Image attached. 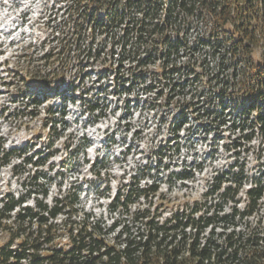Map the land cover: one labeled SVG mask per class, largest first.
Instances as JSON below:
<instances>
[{"label":"trees","instance_id":"16d2710c","mask_svg":"<svg viewBox=\"0 0 264 264\" xmlns=\"http://www.w3.org/2000/svg\"><path fill=\"white\" fill-rule=\"evenodd\" d=\"M62 2L64 22L52 28L50 48L39 57V60L54 59L48 75L27 70L22 77L26 86L20 92L30 99L29 104L37 107L41 97L53 93L64 103L91 95L82 85L84 76L66 83L64 71H55L64 70L65 64L61 65L60 60L70 53L68 45L74 42L73 51L83 55L87 67L92 65L89 59L98 62L102 58L108 62V56L116 58L107 69L109 73H98L94 80L93 84L100 87L93 94L98 100L99 94L105 92L101 90L104 88L101 81L114 74L111 86L114 96L127 98L137 91L136 108L143 100L140 95H148L143 101L153 98L150 110L160 104L170 108V112L177 107V111L170 123L171 136L155 151L152 156L155 160L139 166L117 183L116 193L108 204L110 223L85 211L80 200L81 187L69 183L63 190L67 178L64 171L73 167L74 158L62 160L63 170H56L55 163L50 162L58 152L52 149L51 138L62 136L66 127L63 121L60 132L57 123L50 122L48 142L35 152L6 149L5 140L0 137V167L16 158L19 164L14 165V173L19 165L35 168L31 184L22 182L17 195L1 193L0 229L9 237L0 246V264H264V224L258 216L259 212L264 213V172L245 175L244 163H238L242 153L248 156L252 152V142L258 136L261 138L258 146L264 144V0ZM193 23L209 26L220 37L190 43L181 29H190ZM65 31L73 38L61 48ZM108 39L116 42L111 44ZM25 52L28 54V50ZM196 55L204 56V67L213 75L214 82L223 81L228 70L231 79H240L238 86L231 89L232 96L238 95L237 100L229 98L225 102V94L219 96L220 109L204 111L196 107L203 96L192 89L191 79L202 77L198 72L192 77ZM21 57L26 56H16ZM70 60L66 57L67 62ZM55 64L59 65L54 68ZM125 102L129 110L130 99ZM191 116L204 124L198 130L203 141L212 132L217 141L227 139L223 146L234 154L236 166L217 171L201 200L187 201L167 212L175 200L170 192L168 195L160 191L161 185L167 184L172 191L177 182L186 185L185 181L193 180L194 171L203 168L202 158L200 162L193 160L187 164L184 157L178 172L169 171L167 164L181 156L178 132L182 128L188 130L185 136L190 139L196 132L190 128ZM64 146L65 150L71 147ZM82 153L83 162H88L85 149ZM97 164H91L93 170ZM45 165L47 173L40 172ZM106 166L103 168L108 171ZM53 186L57 194L48 203ZM31 197L34 206H24Z\"/></svg>","mask_w":264,"mask_h":264},{"label":"rangeland","instance_id":"374dc122","mask_svg":"<svg viewBox=\"0 0 264 264\" xmlns=\"http://www.w3.org/2000/svg\"><path fill=\"white\" fill-rule=\"evenodd\" d=\"M55 2V0H0V115L4 112V116L6 117L0 120V137L5 139V147L7 149L12 148V145L21 146L26 142L31 143V141L40 142L43 146L48 142L49 131H52L49 130L50 122H56V129L60 132L62 131L61 121H63L66 127L63 129L62 137H57L56 139L54 137L51 138V140H54L52 149L58 150V156L62 155L60 158H54L56 162L55 166L57 165L60 167L62 164L61 160L65 161L74 158L73 167L64 171L67 174V178L64 181L63 190L69 187V183H73L76 187H81L80 200L85 211L93 212L95 216L101 215L103 220L107 219V222L110 216L108 212V203L112 197L111 194L115 191L114 184H116H110L113 191L110 192L109 198H107V189L110 181L109 177L113 179V175L121 177L124 174L133 173L136 167L144 166L146 162L155 160L152 159L155 151L160 149V146H163L171 136L170 123L175 117L174 115H176L175 112L177 111V107H174L170 112V108L161 107L160 104H156V107L150 110L149 108L151 107H149V103L153 98L145 102L143 98V100L138 103V108H136L135 100L138 94L137 91L134 93L131 92V95H128L127 98H124V96L119 98L117 95L105 98V94L114 91L113 87H111L114 74H108V78H104L101 81L100 84H103L104 87L101 88V90L105 92L101 93V95L99 94L101 100H98L93 94L97 93L100 87H98L99 84H93L94 80L97 79L98 73L102 74L104 71L109 73L107 69L111 68V64H114L116 58L113 59L108 56V62H105L102 58L99 59L98 62H93L89 59L88 63L92 65L87 67L83 55L73 51L75 49L74 42L68 45L71 49L70 53H65L66 57L71 58V60L67 62L66 57L62 56L60 61L61 65L65 64V66H63L64 70L56 68L55 71L57 73H62L64 71L65 78H67L66 83H68V81H78L80 77L84 76L85 82H82V85H84L85 90H90L91 95H88L90 98H86L85 103L83 102V106H80L78 103H75V105L67 103L66 111L69 110L70 113L65 117L59 114V109H55V105L58 106L59 103L56 99L50 98L47 101L39 103L37 107H33V105L29 104L31 103L30 99L27 100L25 94L20 92V89L26 86L22 81L23 75L26 74L27 70L28 73L34 74L36 71H41L42 75H48L49 68H51L52 63H54L53 58L39 60V57L42 56L44 52L40 50L35 52L34 49H40L44 37L47 38L53 24L62 25L64 22L61 21L64 17H62L61 11L58 10L62 3L56 4ZM21 12L26 13L27 20H25V22L27 21V23H25V27L22 28L23 32L17 29L13 31V28L16 27V24L20 20L19 14ZM57 12L59 13L58 15ZM40 15H44V23L40 24L39 28H37L34 23ZM32 24H34V26ZM5 31H13V34L10 32L9 35H5ZM212 32L209 26L206 27L200 23H193L190 29H181V34L187 33L186 35L190 43H196L197 40L202 38L214 41L220 37L217 33ZM25 33H29V35ZM65 36L64 42L60 45L61 48L73 38V36L68 35L66 31ZM108 40L111 44L116 42L114 40ZM10 41L12 42L8 45ZM56 44L57 42L51 47ZM28 45L31 46L28 48L31 49L28 54L25 50H18ZM49 48L50 47H48V49ZM108 49L110 53V48ZM17 50L18 55H25L26 57L13 58L14 55L12 56V54ZM49 52H53V50H49ZM202 53H204V51ZM195 57L196 60L194 62L196 63L193 68L195 74L192 75V77L196 76V72L201 74L202 77L191 79L194 80L192 81V89L196 91L198 95L202 94L204 96L199 97L200 103L196 105L197 108L204 109V111H208V109H220L218 105L220 102L219 99L221 98L219 97L220 95L225 96L226 94L227 98L224 97L225 102L229 98L235 100L239 98L237 94L232 96L233 92L231 89H235V85L238 86L240 79L237 81L231 79V71L228 70V73L226 72L224 74L223 81L214 82L212 79L213 75L204 67V56L196 55ZM6 58H9V60H6ZM4 61L11 63L4 67ZM57 65L59 64H55L54 68ZM112 67L113 69L115 68V66ZM156 67L157 66H153L152 68ZM106 85L110 86L106 87ZM78 94L80 93L77 90L76 96H79ZM70 95L71 92L68 93V96ZM145 96L148 95H140V97ZM128 98L130 99V104L129 110H126L127 103L125 101H127ZM77 99L79 100V98ZM132 100L135 101V103ZM157 102H160V100H157ZM193 102H196V100ZM151 104L154 106V103L151 102ZM180 104L183 106L185 102ZM96 105L100 106L99 110L90 113L89 117L87 116V112L79 115V112L83 109L88 110L90 107ZM50 107H52L51 109H53L54 113L52 111L48 112V108ZM168 109L169 111H167ZM110 110H114L115 113H109ZM99 112H104L105 116L96 123L98 126H87V128L83 129V125L86 121L89 122L94 120L95 115ZM75 115L80 116L78 123H75ZM212 118L213 116L210 117L209 120ZM190 120L192 123L190 125L191 131H196L195 134L190 136L192 138L190 139L185 136L188 130L182 128L178 132L179 142L181 143V156L179 160L175 159L174 161V158L170 159V161H167V164L169 163V171L178 172L183 166L180 161L184 160V157L188 161L186 162L187 164H189L191 158L196 162H200V158H202L203 168L201 171H194L193 180L185 181L186 185L177 182L172 191L168 189L167 184L161 185L160 191L168 195L170 192V197L172 196V200H175V204L173 202L170 203L167 212L171 209L174 210V208L179 207L187 201L192 202L195 199L201 200L203 192L206 191L217 171L223 172L225 170H230L232 167L235 169L236 166L234 154H232L231 151H226L223 146V144L227 142V139L224 137L223 139L219 138L217 141L212 132V134L208 133L209 135L203 141V134L198 130L201 129L200 124H204L195 120L193 116H191ZM202 120L206 121L205 118ZM45 124L48 125L45 127ZM260 140L261 138L258 136L257 139L252 142V152L248 156L245 155L246 153H242L241 157L238 158V163H244L245 165V175L257 176L261 172H264V144L258 146ZM64 144L71 145V147L64 150ZM189 146H193V149H190ZM84 149L85 157L89 160V162L85 164L83 162L84 157L82 153ZM214 149L216 151L212 153ZM98 154L99 158L97 160L99 163L94 167V172L92 170L91 172L89 170V165ZM100 157H103L102 160H100ZM105 157H108L110 162L111 169L109 172H111V174L105 173L103 169V165L107 164V159H105ZM12 162L13 161L9 163V166L0 167V197L2 196L1 192H13L18 194L22 190V182L31 184V176L34 174L35 168H31L29 165L26 167L19 165L17 173H14L13 163L18 164L19 162L18 160ZM23 169H25V171L21 172ZM39 171L47 173V166L45 165ZM169 171H167L166 174H168ZM29 174L31 175L28 176ZM56 181H59V179ZM50 192L55 196L57 194V188L55 189L54 186L51 187ZM258 216L263 219L264 224V213L261 211L258 213ZM255 220L256 219L253 221ZM8 237V234L0 229V246L6 243Z\"/></svg>","mask_w":264,"mask_h":264}]
</instances>
